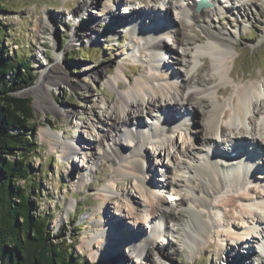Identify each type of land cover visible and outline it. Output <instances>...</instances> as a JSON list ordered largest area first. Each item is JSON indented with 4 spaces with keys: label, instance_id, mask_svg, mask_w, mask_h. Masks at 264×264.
I'll return each instance as SVG.
<instances>
[{
    "label": "rangeland",
    "instance_id": "374dc122",
    "mask_svg": "<svg viewBox=\"0 0 264 264\" xmlns=\"http://www.w3.org/2000/svg\"><path fill=\"white\" fill-rule=\"evenodd\" d=\"M83 1L85 0H0L3 8L0 10V23L6 28L2 45L6 47L8 55L28 56L29 69L35 77L30 86L17 93L31 97L35 106L34 138L37 149L29 157L40 174L38 180L41 184L42 199L38 203L39 209L51 212V227L54 228V233L62 228L61 235L75 245L73 255L90 264H264V249L260 246L262 242L257 238L261 234L252 233L254 236L252 241L242 246H239L241 238L237 236L242 232L240 224L246 225L244 220H248L245 218L247 199L259 202L255 209L256 218L264 220L262 206L264 181L259 180L262 179L260 176L255 177L257 174L263 175L264 171H258L260 173L255 175L252 173L250 176L254 177L248 179L247 176L244 177L245 180L242 177L238 179L236 173L233 181L225 178L226 185L219 194L210 196L211 206L205 210H202L199 201L194 202V199L197 198V194H202L203 183L207 180L199 175L191 183L194 191L187 188L188 178L197 172L191 166L204 159L201 153L206 149V141L216 139L220 145L218 150H225L224 148L230 145L229 140L239 135L238 131L242 130L250 140H254L252 138L254 135L248 128V125L257 118L252 117V110L248 113L246 124H243L242 120H236L237 122L232 124L226 114L234 112L238 92L247 85L254 84L258 89V100L264 101V0H230L229 4L231 3L234 8H229L224 1V5H217V10L209 13L210 16L200 17V21L194 23L197 35L206 36L208 31L237 33V39L232 42L233 46L224 47L226 69L230 71L232 68L234 78L224 82L216 75L217 81L212 83V86L219 84L221 88L225 86L230 88L228 94L224 95L217 91L213 94L218 101L226 105L220 118V125L225 127L226 135L211 132L207 109L201 106L196 112L192 110L191 114L182 119L183 122L178 123L177 129L172 126L168 129L170 122L164 124V127L170 130L168 132L172 136L171 140L157 143L152 141L149 129L153 127L154 130L158 129L161 132L163 126L157 117L159 112L147 108L146 104L138 106L135 99L134 107L140 110V115L137 121L132 120V124L139 128V131L133 127V133L126 134L125 131L130 129L122 123L118 125L120 132L108 130V125L113 120L110 117H115L118 112L115 108L119 104V94L131 90L137 80L155 75V72L170 75L171 72H167L168 68L172 70V74L174 71L175 77L182 79V74L196 72L201 66L203 61L200 56L211 61L214 55L209 53L200 55L201 51L205 52L203 48L196 53L191 50V44L186 43L187 41L174 42L173 37L166 34L163 36L162 32H158V37L164 38L172 47L173 58H166L160 53L163 68L153 70L152 63L154 59L158 61V58H151L153 56V50L149 48L151 36L147 37V32H143L145 30L142 23L148 25L145 28H150L153 23L150 20L153 18L155 21L152 16L155 12L160 15L161 7L165 9L164 11L161 9L165 20L174 19L182 30L187 31L192 37L196 36L190 31L191 26L184 27L178 19L181 12L178 13L176 8L182 0H178V7H172L170 11L167 7L168 0H100L101 2H94L86 10L81 7ZM107 5H110L109 9L113 8L118 15L116 16L118 24L111 18L112 14L109 16L107 13ZM149 5L155 7V12L143 11ZM130 8L134 10L142 8L140 16L135 15L136 12L129 13L128 11L132 10ZM142 12L146 15L145 18ZM89 15H92L91 18ZM135 17L137 20H134ZM136 22L139 23L138 30L141 34L131 29V24ZM174 22L169 23L174 25ZM81 23L90 24L95 30L87 31L89 38H84V32L79 30ZM121 23L126 24L123 26ZM205 24L210 26L208 31L202 27ZM193 42L199 47L208 43L205 40ZM184 50L190 52L183 57ZM175 53L180 54L187 64L182 66L174 62ZM59 59L63 66L61 71L67 74L68 80L47 83L51 95L48 94L46 100L40 99L35 92H28L38 82L43 81L45 71L54 67ZM140 66L142 71L137 72L136 68ZM212 69L204 73L215 75L216 72ZM96 70H101L99 75H96ZM127 74H130V77H126ZM238 75H245L247 78L241 81ZM148 83L154 86L158 93L153 95L155 92L152 91L146 99L153 96L157 108L162 109L164 103L157 101V96L162 93L170 102H168L170 106L163 109L166 113L181 111L175 108L172 110V95L168 92L171 88L167 87L164 80L159 78ZM201 96L197 94L194 99ZM193 101L194 104L196 100ZM45 105H50L51 108H46ZM257 111L260 114L258 121L260 129L263 126L261 121L264 118V108ZM181 112L184 113V110ZM119 114L122 119L123 113ZM188 119L190 126L187 129L185 124ZM244 125L246 126L241 127ZM165 128L162 132H166ZM137 133L149 139L151 145L142 142L141 148L135 147L133 142L137 139ZM220 136L225 142L220 141ZM224 136L227 138L224 139ZM56 137L63 142H74V148H77L75 144L77 140H82L81 147L76 149L74 155L66 156L63 153L64 145L54 142ZM205 137L208 138L204 140ZM115 141L123 142L120 149L126 156L140 154L146 157L148 161L145 167L150 173L148 182L161 189L156 190L172 200L173 205L168 208L161 206V210L156 211L157 214L161 216V211H165L163 210L165 208L166 213L183 214L177 221L168 224L170 230L161 231L159 236L163 239L162 242L159 237L155 239L151 233L153 229L151 225L155 221L150 213L152 203L147 197V185L145 186L137 177L126 175L118 179L119 185L115 186L112 181L114 161L107 156V152ZM213 144V148H216L215 143ZM189 146L191 153L188 157H182L181 152ZM258 147L261 148V145ZM230 149H233V146ZM174 158L178 162L185 160L189 166L182 170L174 168ZM262 166L264 168V163ZM166 168L170 172L172 170V173L164 175ZM172 174L174 175L170 177ZM173 177L178 180L176 184H170ZM106 186H112L115 196L107 198L103 194ZM239 194L247 199L235 198L228 202ZM191 209L198 210L202 217L208 220L210 228L207 240L197 235L194 242L189 239L188 221ZM99 220L111 232L108 240L99 234L101 228L97 226ZM132 230L139 232L137 238L145 236L148 239V243H144L140 252H134L129 243H126V238L133 232ZM93 234L96 240L89 247L87 242ZM131 235L135 236L133 233ZM249 247L251 251H248ZM237 250L239 251L234 253ZM243 250L250 253L242 252Z\"/></svg>",
    "mask_w": 264,
    "mask_h": 264
},
{
    "label": "bare ground",
    "instance_id": "6f19581e",
    "mask_svg": "<svg viewBox=\"0 0 264 264\" xmlns=\"http://www.w3.org/2000/svg\"><path fill=\"white\" fill-rule=\"evenodd\" d=\"M177 1L178 0H168V6H167L168 11H170V9L172 7L176 8L179 6L178 10H179V12H181V16L179 17V19H180L181 24H183L184 27L191 26V28L189 27L191 29L190 31L194 32V34H196V36L192 37L189 35V33L187 31L182 30L180 28V24L179 25L176 24L174 22V19H167L166 18V20H165L164 15H163V11L165 9L160 7V15H159L158 12L157 13L155 12V10H154L155 7L154 6L152 7L149 5L148 8L147 9L145 8L143 11L144 12L145 11L155 12V14L152 16L155 18V21L153 20V18H152V20H150V17H148V20L153 21L151 27L159 26L160 28H167V29L169 28L168 31L171 33L169 35V37H173L174 42L181 43V42L187 41L186 43L191 44V50L196 52V53L199 52L203 48L205 50V52L201 51L199 54L200 55H204V53L213 54L214 58H213V60H211L212 62L209 60V58H206L204 56H200V58L203 61L201 66H199L196 69V72L191 71L192 73L186 72V73L182 74V79L175 77L176 75H174L175 74L174 71L172 74V70H170L168 68L167 72L168 73L171 72L172 76H171V74L166 76L164 74H161V73L158 74L155 72V75L145 76V77H143L144 79L137 80L136 83L133 85V88L131 87L132 88L131 90H129V91L125 90L124 92L119 94L120 95L119 96V102H118L119 104L115 108L118 112H117V115H115V117H113V116L110 117L113 120L111 121L110 125H108V130L115 131L116 133H118L121 130L118 127V125H119V123H122L123 126L129 127V129L131 130V131L130 130L125 131L126 134L133 133L132 131H134V129H137L139 131V128L135 127V125L132 124V120H136L140 115V113H139L140 110H136L138 108L134 107V102H133L134 99L136 100L135 102H137L138 106H140V105L143 106V104H146L147 108L152 109L153 111L158 110L159 115H157V117H158V120L161 122V125H162V123H163L162 118H164V116L162 117V114L164 112H166V110H163V109L166 106H170V104H169L170 102L166 99V97H164V94L161 93L159 96L156 95L157 101L164 103V107L162 109H158L157 105H155L154 98H152L153 96L151 98L146 99V97L148 95L152 94V91L155 92L153 95L158 93L157 90H154V88H153L154 86L152 87L149 85L148 81L150 82L152 80L160 78L161 80H164L165 83H167V87L169 86L171 88V90H173V91L167 90L168 92H170V95H172V99H171L172 103H173L172 110H173V108L180 109L181 111L184 110V113H182L181 111H175V112H172L169 114L167 111L168 116L166 115L164 122H171V120L173 121L174 119H176L177 114L181 115V116L183 115V117L185 116V118H186L187 115L191 114L192 110H194L196 112L202 106V108H204L205 110L207 109L206 113L208 114L209 122L211 121V124H209V125H211V127H210L211 132H214L217 135H226L225 127L220 125V118L222 117V113H223L226 105H225V103L218 101L217 98H215L216 96H214L213 94L216 91L219 93H222L224 95L228 94L230 88H228V86L221 88L219 84L212 86L213 85L212 83H214L215 80L217 81L218 77L220 80H222L224 82H227L229 78H234V76L232 75V68L230 69V71H228L226 69V65L224 62L226 50L224 49V47L233 46L232 42L237 39V33L234 31H228L226 33L211 32V31H208L210 29V26L208 24H205L202 27H203V29H206L208 31L206 36L197 35L196 31L194 30V23H196V22L198 23L200 21L199 20L200 17L210 16L209 13L212 10H216V9L203 8L201 11H197L195 9V4H194L195 0H187L186 5H182V4L178 5ZM218 1L220 2V0H218ZM94 2L99 3L101 1L100 0H85L81 3V7L83 8V10H86L90 5L94 4ZM214 2H215V0H214ZM228 7L234 8L233 5H228ZM109 8H110V5H107V11H108L107 13L109 14V16L112 14L111 18L115 20L114 22H116V24H118V19L116 17L118 15H116V12L113 8H111V9H109ZM161 9L163 11H161ZM141 10H142V8H140L139 11H137L135 9V10H133V12H136L135 15L140 16L139 13L141 12ZM142 15H144L143 12H142ZM89 16L91 18L92 15H89ZM145 17H146V15L143 16V18H145ZM134 20H137V17H135ZM134 20H132V21H134ZM172 21L174 22V25L169 23ZM129 22H131V21L129 20ZM125 24L126 23H121V25H123V26ZM80 25H81V27L79 28V30H82L84 32L83 33L84 38H86V37L89 38L87 31L95 32V30L92 27H90V24L88 25V24L81 23ZM167 25H169L170 27H168ZM142 26L144 27L143 28L144 30L149 29V28H145L146 26H148L147 24L142 23ZM138 28H139L138 22H136L135 24H131L132 30L136 31ZM143 32H145V31H143ZM155 32H157V36H158V32L160 33L161 30L159 28H157L155 30ZM161 39H163V38H161ZM161 39L159 37H156V40L151 41L150 45H149V48L151 50H153V56H151V58L152 59L154 57L158 58V61H156L154 59V62L152 63L154 71L158 70V69L159 70L162 69L161 68L162 63L160 64V61H162V60L160 58V53L158 52V50L162 48V49H165L167 52L169 51L170 54H171V52H173L170 44L168 42L166 43V41H164V39L163 40H161ZM202 39L208 42L205 44V46L199 47V46L194 45L193 41H197V40L203 41ZM189 52H190V50H184L182 53L183 57L185 54H189ZM175 55L176 56H174V62L176 61L182 66L184 64H187V62L184 61L183 57L180 54L175 53ZM196 56H197V54H196ZM171 57L173 58V55H171L169 58H171ZM168 62H169V60H168ZM234 62H235V59H233V65H234ZM212 68L216 72L215 75H209V74L204 73L205 71L206 72L211 71ZM62 69H63V66L60 64V59H59V62H57V64L54 67L45 71V73L43 75V77H44L43 81L38 82L28 92H30V91L33 93L35 92L38 94L40 99L46 100L48 97V94L51 95V92L48 90V87L46 85L47 83L57 82L59 80H62V81L68 80V78L66 76L67 74H65V72L62 73V71H61ZM213 69H212V71H213ZM136 70H137V72L138 71L141 72L142 67L141 66L137 67ZM100 72H101V70H96V75H99ZM238 76H239L238 79H240L241 81L247 78V76H245V75H238ZM126 77H130V74H127ZM109 82L111 83V81H109ZM197 94H200V96L201 95L202 96L194 99V96ZM170 95H169V97H170ZM257 95H258V89L256 88V86L254 84H250V85H247V86L241 88L238 92V99H237L236 107L233 110L234 112L232 111L233 112L232 114H226V116L229 117V118L226 117V119L228 118L229 121L231 120L232 124L234 122H237L236 120H242V123L246 124L245 120L247 119L249 111L252 110L253 111L252 117L255 116L257 118L250 125H248V128H250L251 134L254 135V137H252V138H254V139L256 138V140L259 141V143L257 141H255L256 145L254 143H252L253 144L252 145L250 143V141H251L250 137H248V135L245 134L244 130H242V132L238 131L239 135L236 136L235 142L232 143L233 149H230V150L227 149V151L218 150V147L220 145L216 146V148H213V146L210 147L209 145H212V142H214V141L208 140V141H206V145L209 146V149L206 150L204 162H201V161L198 162L197 161V162L193 163L192 167L195 169V171H197L196 172L197 174L193 173L194 175H192V174L190 175V177L188 178L189 185L187 186V188L189 191H194V188L191 187L192 186L191 183L194 182L197 179V176H199V175L207 180V182L203 183V192L201 191L202 194H197V196H196L197 198L194 199V202L199 201V204H200L202 210L209 209V207L211 206L210 196L220 193V190L222 188H224V186L226 185V181L224 180L225 178L229 181H233V179L236 178V175H238V177H240V173H242L243 177H244V175L245 176L248 175L249 176L248 179H250L253 176V175L250 176L252 173L255 175V173L257 174V173L264 171V168L262 166V164L264 163V160L262 162H260V160H258V159L255 161V159H252L249 155H247V151H250L251 149H253L252 151H253L254 155H259L260 153L264 152V146H263L264 137L262 136V135H264V133H263L264 129L262 128V127H264V118H262V121H261L263 126L259 129V122L258 121L260 119V117H259L260 114L257 111V110H259V108H262V109L264 108V101H259L257 98ZM259 99L261 100V98H259ZM193 100H196V102H195L196 105H195V103L194 104L192 103V102H194ZM45 107L51 108L50 105H45ZM161 110H163V111H161ZM188 110H190V111H188ZM119 112L123 113L122 119L120 118V116H118ZM183 117H181V120H178V123H180V121H182ZM171 118H173V119H171ZM187 121H189V119ZM238 122H240V121H238ZM171 124L172 123H169V125L167 126L168 129H169V127L171 128ZM162 126H163V128H165L164 123ZM185 126H186L185 128L188 129V126H190V122H187L185 124ZM245 126L246 125L241 126V127H245ZM133 127H134V129H133ZM176 127H178L177 123H176ZM244 129H246V128H244ZM165 130H166V134L163 135L161 133L162 134L161 135V134H159L158 129L157 130H154V128L151 129V131H150L151 132V139L153 137H158L159 142L171 140L172 136H171L170 132H168L170 130H167V128H165ZM211 132H208V133H211ZM168 133H169V135H167ZM251 134H249V135H251ZM166 135H167V137H166ZM133 136H134V134H133ZM225 137L226 136H224V139H225ZM206 138H208V137H205L204 140ZM77 139H75V142ZM54 142L57 144L62 143L64 145L63 146V153H65L66 156H70V155L75 154V152L77 151L76 149L78 147L79 148L81 147L80 145H81L82 140L80 141L78 139L77 142L75 143L77 148H74V146H73L74 142L73 143L72 142H70V143L63 142V141H61V139H58L57 137L54 139ZM142 142L146 143V144H150L149 139L147 140V139L143 138L142 136H140V134L137 133V139L134 140L133 144L135 145V147L137 146V148L139 149L143 146ZM214 143H216V141ZM122 144H123L122 141H119V142L115 141L114 144L112 146H110V150L107 152V156L110 157L114 161L112 181H113L115 186L119 185L118 179L120 177L126 175V176L137 177L139 180H141L145 184V186L147 185V187H148L146 190L147 191V197L149 199H151V203H152L151 204L152 208L150 209V213H151V216L153 217V220L155 221V223L151 225V229L153 226L151 233L155 237V239L159 237V239L162 242L163 239H161L159 236L161 231L162 230H165V231L170 230L168 224L171 222L177 221L179 216H182L183 214L179 213L178 215H176L174 212L166 213V211H167L166 208L163 209L165 211H163V212L161 211V216H159L157 214L156 211L161 210L160 209L161 206H165L168 208L170 205H173V202H172V200L169 199V197H167L166 195L162 194L161 192L159 193L157 191L160 189H158L156 186H153L152 183L148 182V180L150 178V173H149V169H146V167H145L146 163L148 161L146 159V157H143L140 154L137 156L136 155L126 156L120 149L121 146H123ZM259 144L261 145V148L258 147ZM233 151H238V152L240 151V157L234 156V158H228V156H227L226 159L220 161V159H221L220 157H222L224 153L230 155V153H232ZM190 153H191V147L190 146H189V148H186L185 151L183 150L181 152L182 157H188V155ZM219 155H222V156H219ZM174 159H175L174 160L175 161L174 168L182 170V169H186L189 166L185 160L183 162H180V161L178 162L176 158H174ZM249 161H250V163H249ZM228 168L232 169V171H229L230 169H228ZM233 171H234V173H233ZM258 171H260V172H258ZM168 172H170V170L168 171L166 168L164 175H166V173H168ZM170 173H172V170ZM235 173H236V175H235ZM173 175L174 174L170 175V177H172ZM256 176L261 177V176H264V174L263 175L257 174V175H255V177ZM177 181L178 180H176V178L173 177L172 181H170V184H173V183L176 184ZM103 191H104L103 194L107 198L115 196L112 186H106ZM235 198L242 200L245 197L243 195L239 194V195L233 196L231 199L228 200V202L231 200H235ZM246 199L247 198H245V200ZM247 200H248V202L245 204L247 206V208L245 210V212H246L245 214L247 216H252L254 214V210L256 209V207H258L259 202H256L255 200H251V199H247ZM228 202H227V204H228ZM174 204H175V202H174ZM166 205H168V206H166ZM262 206L264 207V205H262ZM254 218L255 217H253L252 219H254ZM254 220H256V222L259 223V225H260V223H262V221H260L259 218L254 219ZM188 223H189V231H190L188 236L192 242H194L193 240H194V238H196V235L199 237L201 236L204 240L208 239L210 224L206 218L202 217L201 212H199L196 209H191L190 218H189ZM242 224H244V223H242ZM242 224H240V226L242 228L239 227L242 230V234H241L242 236L237 235L239 238H241L240 240H242V242L239 243L240 244L239 246H242V244H244V243H248L249 240L251 242L252 237H254V236H252L251 230H247V229L243 228ZM97 226L101 227L99 234L102 237H104L105 239L109 238L108 235H110L111 232L108 228L105 227L104 223L99 220V223L97 224ZM123 229L126 231L125 228H123ZM247 231H249V235H248V238L244 241ZM254 232H256V234H258V233H260V230L258 228H255V229H253V233ZM132 233L135 236L131 235ZM132 233L127 236V238H126L127 242L126 243H129L130 248L134 252H140L143 250L142 246L145 245L144 243H146V244L148 243V239H146L145 236H144V238H137L136 235L139 233L138 231H133ZM125 234H126V232H125ZM121 235H124V234H121ZM141 237H143V236H141ZM262 238H264V235H262ZM95 240H96V238H95V235L93 234L90 241L87 242V246L91 247V245L94 243ZM167 241H168V238H167ZM261 247L264 248V243L261 245ZM250 248L251 247L248 248V251L252 250V249L250 250ZM239 250H241V249H239ZM239 250L235 251L234 253L238 252ZM248 251L243 250L242 252L246 253ZM249 253L250 252H248V254Z\"/></svg>",
    "mask_w": 264,
    "mask_h": 264
},
{
    "label": "trees",
    "instance_id": "16d2710c",
    "mask_svg": "<svg viewBox=\"0 0 264 264\" xmlns=\"http://www.w3.org/2000/svg\"><path fill=\"white\" fill-rule=\"evenodd\" d=\"M5 36L0 23V258L4 264H90L73 255L62 228L54 233L51 212L39 209L40 174L29 157L37 149L35 106L17 93L35 77L28 56L7 54Z\"/></svg>",
    "mask_w": 264,
    "mask_h": 264
},
{
    "label": "water",
    "instance_id": "95a60500",
    "mask_svg": "<svg viewBox=\"0 0 264 264\" xmlns=\"http://www.w3.org/2000/svg\"><path fill=\"white\" fill-rule=\"evenodd\" d=\"M202 5H200V8H201ZM0 264H4L2 259L0 258Z\"/></svg>",
    "mask_w": 264,
    "mask_h": 264
}]
</instances>
